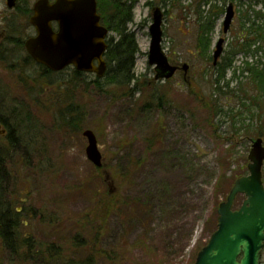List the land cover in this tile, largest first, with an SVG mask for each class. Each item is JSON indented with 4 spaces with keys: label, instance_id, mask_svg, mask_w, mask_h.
Here are the masks:
<instances>
[{
    "label": "rangeland",
    "instance_id": "rangeland-1",
    "mask_svg": "<svg viewBox=\"0 0 264 264\" xmlns=\"http://www.w3.org/2000/svg\"><path fill=\"white\" fill-rule=\"evenodd\" d=\"M35 1L16 0L9 8L6 0H0V95L7 94L0 107L8 114L11 108H20L8 123L17 119L21 124L26 146L19 159L16 153L4 154L8 170L0 172L16 178L15 170L23 164L17 171V185L24 202L17 205L33 210V215L24 218L27 223L22 237L35 244L60 242L67 255L80 259L91 251L72 249L70 236L77 231L75 223H80L83 230L77 231L78 241L85 236L83 248L92 245L95 220L97 224L101 221L104 229L97 245L114 256H98L95 264H193L217 228L219 204L226 200L238 176L247 173L250 139L261 137L264 144V136L254 132L264 121V113L250 101V76L241 71L245 61L264 62V46L253 57L243 51L235 54L225 76L229 93L217 96L207 85L214 77L213 52L218 39L224 38L221 60L245 15L253 17L249 5L264 13V4L254 6L248 0H137L128 28L140 49L134 67L139 83L151 84L155 74L148 63L154 7L162 12L161 47L168 60L189 65L186 74L179 68L170 78L157 80L155 97L163 93V103L147 109L142 105L149 89L142 86L145 94L136 91L127 98L124 90L109 86L104 77L98 89L92 82L95 74L75 78L72 67L49 73L28 60L23 42L35 33L30 24ZM229 3L234 18L223 33ZM27 10L31 12L25 17ZM207 13L214 17V27L209 48L202 54L196 33L201 15ZM261 19L264 23V17ZM21 40L19 46L14 43ZM214 100L221 106L216 115L209 112L212 105L202 103ZM69 105L71 115H78L75 126L62 121L63 109ZM71 115L68 112L67 118ZM86 129L95 135L103 158L101 167L86 157ZM102 201L114 208L101 218L96 213L101 211ZM132 202L140 208L139 214L130 213ZM49 214L54 215L52 225L45 222ZM38 251L46 252L43 247ZM12 253L5 264H30ZM29 253L23 246V256L32 259Z\"/></svg>",
    "mask_w": 264,
    "mask_h": 264
},
{
    "label": "water",
    "instance_id": "water-1",
    "mask_svg": "<svg viewBox=\"0 0 264 264\" xmlns=\"http://www.w3.org/2000/svg\"><path fill=\"white\" fill-rule=\"evenodd\" d=\"M6 3L11 8L16 0H6ZM233 17V4L229 3L222 21L223 33L230 29ZM161 23L162 12L159 7H154L148 49V63L154 67V78L168 79L179 68L186 74L189 65H174L162 50ZM30 24L35 34L24 41V47L38 64L51 71L72 65L78 71L93 72L97 77L105 74L107 63L103 55L109 31L100 23L96 0H36ZM223 43L224 38L220 37L214 48L213 65L222 54ZM83 136L88 141L87 159L101 167L102 153L94 133L86 129ZM250 140L249 174L236 179L226 200L219 204L217 228L200 248L193 264H264L261 262L264 248V144L261 137ZM237 193H244L246 199L233 210L232 202Z\"/></svg>",
    "mask_w": 264,
    "mask_h": 264
},
{
    "label": "trees",
    "instance_id": "trees-1",
    "mask_svg": "<svg viewBox=\"0 0 264 264\" xmlns=\"http://www.w3.org/2000/svg\"><path fill=\"white\" fill-rule=\"evenodd\" d=\"M137 0H97V12L100 15V22L105 26L111 33L108 36L107 49L104 52V59L107 63V70L104 75V79L107 80L109 86H116L125 92H122L127 98L130 97L131 93H135L136 91H140L143 95L145 91L143 88L149 89L148 97L146 98L144 104L142 105L144 108L153 109L154 106H161L163 103V93L162 96L155 97V92L159 91L157 89V82L153 79L151 84L146 83L145 81L139 83L136 75L134 73L135 67V58L136 55L140 52V49L135 40L134 33L128 28V24L133 21V13L132 7ZM249 2H253L252 4L255 6L257 3L264 4V0H248ZM249 9L254 12L253 17L251 18L248 13L245 15L244 20L242 21L241 28L238 29L236 34L233 37V41L230 44V49L226 51V54L223 56L221 60H218L216 65H212L213 79L207 81V85L211 88V92H216L217 96L221 94L229 93L228 84L229 82L225 80L226 72L231 66L232 59L234 58L237 52L243 51L245 55H249L251 57L256 56L257 52L261 50L264 46V23L262 22L261 17H264V13L260 10H255L252 5H249ZM30 11V10H29ZM25 13V17L29 15V12ZM28 17V16H27ZM256 20H259V22ZM214 27V17L210 16L209 13L206 15H201V20L199 22V27L196 33L199 42V50L202 54L206 53L209 45H210V32ZM21 41H14L18 46ZM253 47V49L251 48ZM207 56V55H203ZM28 60L31 58L27 55ZM27 60V59H25ZM208 60H211V57L208 56ZM242 72H246L250 76V83L252 87L251 93L249 94L250 101L252 104L257 106L258 112L263 115L264 113V62H260L259 60L248 62L245 61V67L242 68ZM49 72L50 71H45ZM74 77L80 78L83 76L82 72L74 70ZM95 83V88L101 89L102 85L100 84V78H95L93 81ZM223 82V84H222ZM148 84V85H147ZM145 85V86H144ZM143 88H142V87ZM147 93V92H146ZM233 93V91H231ZM196 95H198L195 92ZM140 100V98H138ZM217 99V97H216ZM204 105H212V108H209L210 114H217L221 111V106H218V103L214 100V102L206 101ZM206 105V106H207ZM63 124L65 125H73L76 116L71 115L72 106L69 105L63 109ZM71 115L70 119L67 118V114ZM75 111H72V113ZM213 112V113H212ZM255 136H264V121L259 122L254 129ZM128 164V163H127ZM129 165V164H128ZM128 168V167H127ZM99 169V168H98ZM129 170V169H128ZM130 171V170H129ZM1 179V177H0ZM79 191V194L83 195L84 191L81 186L76 187ZM105 194V193H104ZM129 199V198H128ZM129 202V201H128ZM103 206H101V211L96 213L97 217H103L110 214L112 211L111 206L109 204H105L103 201ZM126 204V202H124ZM133 205L130 208V213L135 215L140 213V208L138 209L133 202ZM96 212V211H95ZM94 215V214H93ZM43 216V215H41ZM47 220L45 222L49 224L54 223V215L49 214L47 216ZM73 217L69 216L68 219L71 221ZM100 218V219H101ZM92 228L95 229L94 236L95 239L90 241L92 245H88V247L83 248L86 243L83 242L85 236H83L80 241L79 235H77V231L83 230L80 223H75L74 229L77 230L73 232L70 236V240L74 243L75 249H90L91 253H89L86 257L76 259L71 255H67V248L63 250L60 242L51 243L50 241L42 244L38 242L35 244L33 239H27L24 237L23 246L26 248V252L31 254L29 255L32 259L25 258L22 254V251L18 250L19 256L24 258V260H29L30 264H95L96 258L103 254H105L106 259H112L114 257L112 254H107L106 251L102 250L97 244L102 242L100 239L104 233L103 224L101 221L97 224L95 220H93ZM69 228L71 230V223H69ZM72 231V230H71ZM93 231V230H91ZM70 243V242H69ZM95 243V244H94ZM40 247L45 248L44 253H40L38 249ZM34 250V251H33ZM36 254L37 256H35Z\"/></svg>",
    "mask_w": 264,
    "mask_h": 264
},
{
    "label": "flooded vegetation",
    "instance_id": "flooded-vegetation-1",
    "mask_svg": "<svg viewBox=\"0 0 264 264\" xmlns=\"http://www.w3.org/2000/svg\"><path fill=\"white\" fill-rule=\"evenodd\" d=\"M33 62L36 65H38L40 68L45 69V71H50L46 67L35 62L34 60ZM68 67H72L73 71L76 70L73 66H68ZM83 74L85 75L86 73ZM0 96H2V98H0V104H2L4 103L5 100H7L6 99L7 94H3ZM9 102H12L13 104L12 100H9ZM35 103H36L35 105H37L39 101L36 100ZM15 104L21 106V103L15 102ZM1 107H0V155L2 154V156H0V171H5L6 173V171L8 170L7 169L8 166L4 164L3 161L5 159L4 154L16 153L19 159V156L23 153L24 147L26 148V146H24L21 139L23 137L20 131L21 124L17 121V119L14 120L12 124L8 123V118L12 117V115H16L15 113L19 112L20 108L13 107L10 109V114H8L6 112L3 113ZM20 163H21L20 167H22L23 164L22 162ZM20 163L18 164L20 165ZM19 168H16L15 170L16 178H13L12 174H8V178H7V176L5 177L4 174L0 172L2 175L0 176L2 177V179H0V264H5L6 258H8V254L12 256L13 254L12 252H17L19 254L18 250L20 249L22 250L23 239H24V237L22 236L25 228L24 223H27L26 221H24V218L32 217L33 215L32 213L33 210L32 212L31 211L29 212V210L19 209L17 205V203L24 202L23 201L24 194L23 192H19L17 185V182L19 180L17 177L18 175L17 171L19 170ZM246 169H247V173L245 175L249 174L248 168ZM241 176L243 175H240L238 177ZM14 181H16V183H14ZM262 181L264 184L263 179ZM245 199L246 196L244 193L236 194L232 202V209H238L243 204ZM261 262L262 263L264 262L262 255H261Z\"/></svg>",
    "mask_w": 264,
    "mask_h": 264
}]
</instances>
